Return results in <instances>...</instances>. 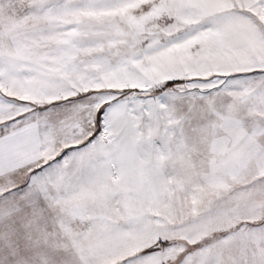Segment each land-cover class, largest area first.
Returning <instances> with one entry per match:
<instances>
[{"label":"snow or ice","instance_id":"6c2138e0","mask_svg":"<svg viewBox=\"0 0 264 264\" xmlns=\"http://www.w3.org/2000/svg\"><path fill=\"white\" fill-rule=\"evenodd\" d=\"M0 264H264V0H0Z\"/></svg>","mask_w":264,"mask_h":264}]
</instances>
